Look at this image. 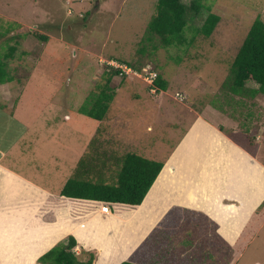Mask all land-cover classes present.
Wrapping results in <instances>:
<instances>
[{
	"label": "rangeland",
	"instance_id": "rangeland-1",
	"mask_svg": "<svg viewBox=\"0 0 264 264\" xmlns=\"http://www.w3.org/2000/svg\"><path fill=\"white\" fill-rule=\"evenodd\" d=\"M158 1L0 0V33L10 27L14 30L0 38V58L11 37L19 36L10 44H21L14 58L6 60L14 79L2 87V105L40 136L32 147L38 153L30 152L27 161L30 169L43 171L33 172V181L45 189L60 192V184L71 176L69 168L66 170L69 154L73 149L86 154L91 148L95 154L107 149L109 154L103 153L99 160L105 168L114 169L109 183L115 186L121 169L118 159L126 151L152 159L142 153L143 147L164 152L178 143L194 119L184 106L219 121L209 113L213 110L209 106L217 105L224 112L220 119L228 131L235 120L242 126L245 110L258 102L259 122L264 123V94L252 103L245 101L252 94L241 91L236 94L237 104L228 102L234 99L230 89L233 63L252 25L258 19L264 22V0H199L201 14L189 13L188 27L172 42L154 35L150 38L148 33ZM192 1L183 0L187 5ZM211 14L221 20L207 37L198 30ZM36 35L46 36L48 41ZM112 60L131 69V64L142 62L160 73L169 81L167 94H153L150 86L134 77H115L111 87L116 94L106 119H88L80 110L96 87L105 84ZM248 88L259 86L249 82ZM230 94L233 98L227 99ZM111 154L116 161L108 165ZM260 157L264 160V155ZM260 212L234 247L244 251L239 264H264V211Z\"/></svg>",
	"mask_w": 264,
	"mask_h": 264
},
{
	"label": "crops",
	"instance_id": "crops-1",
	"mask_svg": "<svg viewBox=\"0 0 264 264\" xmlns=\"http://www.w3.org/2000/svg\"><path fill=\"white\" fill-rule=\"evenodd\" d=\"M163 80L168 86L162 92L167 94L170 84ZM5 85H0V264H39L70 236L78 242V255L83 250L96 254L94 264H122L133 257L137 264H239L244 251L234 247L264 204V123L259 122L258 102L244 104L243 125L235 120L228 131L217 105L209 106V113L219 121L184 106L194 119L178 143L164 152L142 148L151 156L148 160L164 164L143 203L113 205L105 215L100 202L71 199L61 192L85 155L96 156L92 172L100 171L99 157L107 149L98 154L73 149L66 168L71 176L60 184L61 191L45 189L33 181V172L43 171L30 169L27 161L30 152L38 153L32 147L40 136L5 110ZM233 97L228 102L237 104ZM253 98L245 101L254 103ZM111 156L108 165L116 161ZM106 169L108 176L114 170Z\"/></svg>",
	"mask_w": 264,
	"mask_h": 264
},
{
	"label": "trees",
	"instance_id": "trees-1",
	"mask_svg": "<svg viewBox=\"0 0 264 264\" xmlns=\"http://www.w3.org/2000/svg\"><path fill=\"white\" fill-rule=\"evenodd\" d=\"M203 9L199 0H193L190 5H187L183 0H159L157 5V14L153 18L150 27V38L154 36L161 37L167 42L181 36L189 25L188 15L193 13L195 17L201 14ZM220 17L211 14L204 21L203 25L198 30L201 35L210 37L220 23ZM14 32L13 27L7 31L0 33V38ZM19 37V36H17ZM16 36L11 37L6 42V52L0 58V85L13 81L8 71L6 60L14 58L20 43L15 45L10 44L13 40L16 41ZM41 41H48L46 36L36 35ZM124 63V62H123ZM133 69L142 71L144 65L142 62L131 64ZM109 68L110 73L105 74V84H99L95 92L88 96L85 104L80 112L88 119L102 122L106 119L107 113L110 110L111 103L115 98V90L111 87L115 77H119L120 71ZM233 80L231 91L234 95L241 91L251 93L253 97L259 94H264V22L261 19L256 20L252 25L239 53L233 63ZM125 77L123 78V80ZM249 82L256 83L258 89H247ZM160 90H166L168 83L160 76L156 82ZM161 88V89H160ZM223 92V91H222ZM226 94V93H225ZM92 149V148H91ZM91 153L85 155L76 170L75 177H72L65 185L62 196L71 199L97 201L101 203L122 204L137 207L145 200L147 194L151 190L155 181L159 177L164 164L157 161L145 159L135 153H128L121 160L118 159L120 171L117 177L116 185H110V179L107 170L102 164L100 171L92 172L95 157ZM99 157V156H98ZM107 174V176H106ZM103 179V180H101ZM264 211V204L261 207ZM262 215V213H260ZM264 215V213H263ZM258 214H255V218ZM264 221V217L262 218ZM248 231V228L247 230ZM245 231V233H246ZM244 236V235H243ZM253 236V235H252ZM78 247V242L75 237L70 236L68 239L60 242L49 252L43 255L39 260V264H94L96 254L83 252L78 255L75 249ZM82 255L87 259L82 260ZM122 264H137L134 257Z\"/></svg>",
	"mask_w": 264,
	"mask_h": 264
},
{
	"label": "built area",
	"instance_id": "built-area-1",
	"mask_svg": "<svg viewBox=\"0 0 264 264\" xmlns=\"http://www.w3.org/2000/svg\"><path fill=\"white\" fill-rule=\"evenodd\" d=\"M109 65L114 67L116 70H119L121 77L126 76V77L137 78L143 81L144 83H146L148 86H150L151 92H154L153 94H159V89L156 85V82L159 78V74L156 73L154 70L150 69V67H145L142 69V71H137L127 67L124 64H119V63L117 64L116 62L109 63ZM99 204L101 206L100 211L105 215H108L112 212L113 205H117L111 203H99Z\"/></svg>",
	"mask_w": 264,
	"mask_h": 264
},
{
	"label": "clouds",
	"instance_id": "clouds-1",
	"mask_svg": "<svg viewBox=\"0 0 264 264\" xmlns=\"http://www.w3.org/2000/svg\"><path fill=\"white\" fill-rule=\"evenodd\" d=\"M110 62H116V63H117L118 61H113V60H112V61H110ZM118 63H119V64H125V63H122V62H118ZM107 66H108V65H107ZM109 67H112V66L109 65ZM114 69H115V68H114ZM115 70H116V69H115ZM134 70H137V69H134ZM119 75H120V74H119ZM119 77H121V76H119ZM124 77H126V76H124ZM159 77H160V75H159ZM158 79H159V78H158ZM142 82H143V81H142ZM145 84H146V83H145ZM146 85H147V84H146ZM157 87H158V86H157ZM158 89H159V87H158ZM159 93L161 94V93H162V90H160ZM100 203H101V202H100Z\"/></svg>",
	"mask_w": 264,
	"mask_h": 264
}]
</instances>
